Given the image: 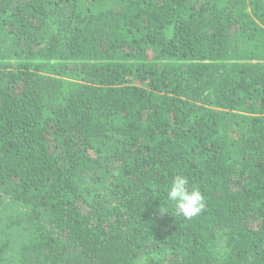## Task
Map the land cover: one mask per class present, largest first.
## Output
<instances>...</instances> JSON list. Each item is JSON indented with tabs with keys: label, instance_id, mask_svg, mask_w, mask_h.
Returning <instances> with one entry per match:
<instances>
[{
	"label": "trees",
	"instance_id": "16d2710c",
	"mask_svg": "<svg viewBox=\"0 0 264 264\" xmlns=\"http://www.w3.org/2000/svg\"><path fill=\"white\" fill-rule=\"evenodd\" d=\"M0 264H264V0H0Z\"/></svg>",
	"mask_w": 264,
	"mask_h": 264
},
{
	"label": "clouds",
	"instance_id": "9594fccd",
	"mask_svg": "<svg viewBox=\"0 0 264 264\" xmlns=\"http://www.w3.org/2000/svg\"><path fill=\"white\" fill-rule=\"evenodd\" d=\"M166 193L175 216L191 219L198 216L205 208L203 193L197 187L190 185L187 176L180 174L173 176Z\"/></svg>",
	"mask_w": 264,
	"mask_h": 264
}]
</instances>
